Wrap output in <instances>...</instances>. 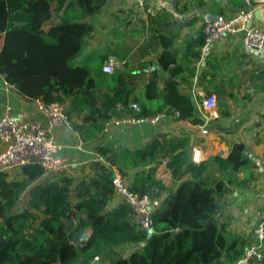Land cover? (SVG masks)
I'll return each instance as SVG.
<instances>
[{
	"label": "trees",
	"instance_id": "16d2710c",
	"mask_svg": "<svg viewBox=\"0 0 264 264\" xmlns=\"http://www.w3.org/2000/svg\"><path fill=\"white\" fill-rule=\"evenodd\" d=\"M108 1L0 0V74L7 84L28 100H39L44 105H63L70 99L79 107L72 109L83 115L79 124L69 120L79 133L87 122L101 131L102 121L109 118L106 110L112 104L121 106L120 113L138 118L167 108L169 115L178 113L173 117L177 121L201 124L194 116L191 97L169 81L158 90L155 73L150 75L146 91L162 106L152 110L138 103L139 112L133 114L128 105L137 99L130 100L128 95L134 75L107 76L101 72V65L91 69L88 63L78 62L95 32L91 20ZM60 12L63 14L58 16ZM52 15L58 23L44 31L42 26ZM164 39L153 31L145 53L153 52L149 43L157 41L162 47L158 64L176 75L181 68ZM203 46L204 36L200 33L188 41L185 58L198 60V48ZM141 48L139 45L135 54ZM109 55L120 58L107 50L100 56L101 63ZM101 78L115 83L111 97L99 95ZM65 113L69 117L70 111ZM114 143L95 146V153L103 161L90 162L93 173L78 181L73 194L72 177L62 172L45 178L36 164L22 167L21 178L10 180L0 174V264H229L241 257L245 242L228 233L226 221H220L221 199L237 184V174L251 168L241 143H232L225 157L199 163L191 161L186 139L159 135L134 151ZM166 156V167L174 181L190 177L174 191H168L155 178V165ZM212 168L220 176H215ZM132 170L138 171L132 174L128 190L160 200L152 214L149 235L133 223L132 210L126 203L106 209L114 197V172L127 176ZM26 192L25 207L16 211V203ZM87 229L90 234L84 236ZM126 245L135 248L127 255L116 250ZM95 256L98 262H92Z\"/></svg>",
	"mask_w": 264,
	"mask_h": 264
},
{
	"label": "crops",
	"instance_id": "0c3cea01",
	"mask_svg": "<svg viewBox=\"0 0 264 264\" xmlns=\"http://www.w3.org/2000/svg\"><path fill=\"white\" fill-rule=\"evenodd\" d=\"M137 1H108L101 13L91 20L95 32L78 57V62H86L91 69H95L103 63L100 56L110 50L120 57H117L119 60L125 61V66H117L110 75L117 77L120 73H129L135 76L128 95L130 100L136 98L135 103L152 110L162 106L159 99L150 97L146 91L150 75L155 73L158 90L163 89L164 83L169 81L174 83L180 92L191 97L195 105L194 116L202 123L192 124L190 121H177L168 117L157 125L144 122L112 130L107 136L91 127L90 122L85 123L81 133L74 131L70 125L50 128L52 140L60 147L57 155L65 163L74 165L64 172L73 178L71 193L73 194L74 187L80 179L93 173L90 162L103 161L95 153V146L99 144L115 142V145H123L134 151L159 135L165 139L176 137L187 140L186 150L190 159L191 148H198L202 162L216 156L225 157L232 143H241L251 168L237 174V184L221 199L220 221H226L227 232L239 236L246 246L254 241V215L264 201V48L261 51L248 49L243 45L242 33L226 34L221 41L198 48L199 59L190 61L185 58L187 43L201 33V28L209 20V15L228 16L237 11L241 3L237 0H213L223 13L208 12L202 17L200 11L205 5L210 6L212 0H145V7L150 9V13L138 9ZM252 1L254 18L251 25L264 27L263 4L259 0ZM62 14L60 12L58 16ZM57 23L58 18L52 15L42 28L46 31ZM153 31L165 37V43L169 44L168 51L175 55L176 62L181 68L178 74L172 75V72L164 70L158 64L157 58L162 47L157 41L149 43L155 52L145 53L146 41ZM1 44L0 37V46ZM139 45L142 47L141 52L135 54V49H138ZM140 53H143L142 57ZM100 81L99 95L111 97L113 95L111 87L115 83L110 84L102 78ZM199 93L207 97L214 96L216 107L213 114L202 110V98L199 97ZM61 106L65 111H70L71 123L79 124L83 121V115L72 109L79 110V107L72 104L70 99L65 100ZM6 107L10 108L9 114L14 118L47 126L45 117L37 109V102L18 94L0 74V117L4 115ZM118 107L121 106L112 104L107 108L108 119L130 115L120 113ZM163 162L167 163V156L155 165V178L161 180L168 191H174L181 181L190 179L185 175L180 181H174ZM138 170L121 176L126 186L132 174ZM212 170L216 173L215 176H220L215 168ZM159 175H163V178ZM250 177L251 180L248 181ZM17 178H21L20 171L15 175L13 173L9 175L10 180ZM27 199L26 192L23 206L17 208L16 203V211L25 207ZM118 203L119 200L113 198L106 209L110 210ZM85 234L89 235L90 230L87 229ZM125 247H128L124 254L127 255L135 245Z\"/></svg>",
	"mask_w": 264,
	"mask_h": 264
},
{
	"label": "built area",
	"instance_id": "2783aa9c",
	"mask_svg": "<svg viewBox=\"0 0 264 264\" xmlns=\"http://www.w3.org/2000/svg\"><path fill=\"white\" fill-rule=\"evenodd\" d=\"M241 7L234 13L225 16L217 15L214 19L206 21L202 28L201 34L204 36V47L215 44L223 39L226 34L234 35L243 34V45L248 49L261 51L264 48V27H254L251 25L253 20V1L237 0ZM262 10L264 11V1ZM145 0H138L136 7L145 13H150V9L145 7ZM124 60H117L114 56L109 55L101 65V72L107 75L113 73L117 66L123 65ZM202 98L201 108L208 114H213L216 102L214 96L207 97L199 93ZM37 102V109L43 114L47 121V126L39 123L24 122L14 118L9 114V107H6L4 115L0 117V174H10L20 171V169L29 164L39 165L44 171L45 178H53L60 173H64L68 168H73V164L65 163L57 152L60 147L52 140L50 128L68 127L69 117L61 105L52 103L44 105L41 101ZM128 109L131 113L139 112L138 103H130ZM118 110H122L118 107ZM178 113L169 115L164 109L153 116L135 117L133 115L122 116L121 118H111L103 121L101 134L107 136L112 130L122 127H128L144 122L157 125L168 117H177ZM191 161L199 163L201 153L198 148H191ZM166 162H163L165 165ZM163 178V175H159ZM114 197L119 202L126 203L132 210V221L140 229L144 230L147 235L150 234L148 227V216L152 215L159 206L160 200H152L148 196H139L131 193L124 180L118 173H114L111 180ZM254 220V242L245 246L244 252L240 258L229 264H254L262 261L264 258V201L255 211ZM86 234H84L85 236ZM98 260L93 257L92 262Z\"/></svg>",
	"mask_w": 264,
	"mask_h": 264
},
{
	"label": "rangeland",
	"instance_id": "374dc122",
	"mask_svg": "<svg viewBox=\"0 0 264 264\" xmlns=\"http://www.w3.org/2000/svg\"><path fill=\"white\" fill-rule=\"evenodd\" d=\"M137 3V2H136ZM219 4V3H218ZM208 12H212L213 14H222L223 13V10L220 9L219 6H217L215 3H213V0L210 1V6L208 5H205V7L200 11V14H202V17H203V14H206ZM17 172V171H16ZM16 172L13 173V175L16 174ZM23 197H24V194L21 195V198L19 199V201L17 202V208H20L21 206H23ZM253 240V239H252ZM251 241V240H250ZM252 242V241H251ZM249 242V243H251ZM254 242V241H253ZM252 242V243H253ZM264 246V244H263ZM118 252L122 253V254H125V252L128 250V247H125V246H122V247H119L116 249ZM100 259H98L97 261L95 262H98ZM254 264H264V258L261 262H258V263H254Z\"/></svg>",
	"mask_w": 264,
	"mask_h": 264
},
{
	"label": "water",
	"instance_id": "95a60500",
	"mask_svg": "<svg viewBox=\"0 0 264 264\" xmlns=\"http://www.w3.org/2000/svg\"><path fill=\"white\" fill-rule=\"evenodd\" d=\"M208 18H209V20H212V19H214L215 17L209 15ZM151 225H152V215H149V216H148V227H151Z\"/></svg>",
	"mask_w": 264,
	"mask_h": 264
}]
</instances>
